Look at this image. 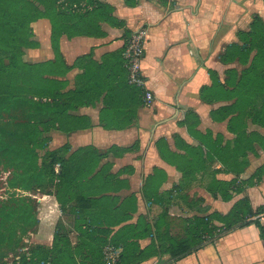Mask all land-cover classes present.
<instances>
[{
	"label": "crops",
	"instance_id": "obj_1",
	"mask_svg": "<svg viewBox=\"0 0 264 264\" xmlns=\"http://www.w3.org/2000/svg\"><path fill=\"white\" fill-rule=\"evenodd\" d=\"M81 6L34 22L25 54L54 94L43 98L58 109L43 117L55 118L46 149L65 172L58 195L41 194L38 233L73 219L70 264H101L106 245L123 264H264V115L254 85L239 84L255 53L240 48L254 18L264 25V0ZM140 28L149 105L123 56ZM86 229L104 244L79 242Z\"/></svg>",
	"mask_w": 264,
	"mask_h": 264
},
{
	"label": "trees",
	"instance_id": "obj_2",
	"mask_svg": "<svg viewBox=\"0 0 264 264\" xmlns=\"http://www.w3.org/2000/svg\"><path fill=\"white\" fill-rule=\"evenodd\" d=\"M0 0V41L5 44L3 50L12 52L18 49L21 44L32 45L31 37H28L30 31L28 25L37 19L47 15V12H53L58 15H64L66 11L72 15V7H64L58 4L56 0H51L50 8L44 11H34L25 9H14L12 13H8ZM70 3L80 5L81 0H69ZM90 0H86L85 4ZM52 20L51 44L56 55L55 60H59L57 45V30L55 29V21ZM264 25L260 17L254 18L252 28L246 33L247 43L241 45V52H251L255 50L251 63L242 71L239 84L241 87L254 86L250 89L251 93H255L257 101L261 104L256 107L258 115H264ZM250 38H249V37ZM9 61L3 62L0 58V67L6 70H17L20 66V58L17 54H9ZM27 80L34 86L32 90L24 89L11 90L10 76L4 77L0 75V173H7L4 184L8 189L14 191L22 190L23 192L33 191L34 189L42 190L47 187H57L65 178L63 168L55 171V164L63 165L64 160L58 150H47L43 156H39L38 150L46 146L47 137L45 131L48 121L55 118H43L48 114L57 113L55 106H49L47 99L54 96L49 87H41L46 85V80L42 78L40 63H26ZM24 82V81H23ZM43 90V91H42ZM248 92V90H246ZM44 98V99H43ZM24 108L23 117L17 115L18 108ZM23 196L18 198L21 203L9 201L3 202L0 206V248L5 244L14 249L19 239H14L15 229L24 225L25 227H33L37 224V218L34 215L35 206L25 202ZM23 227L22 232L27 229ZM93 236V234H89ZM103 251V250H102ZM65 250L62 252L64 253ZM97 253V252H95ZM49 250L42 245H37L31 250V259L34 264H38L40 260L47 259ZM122 252L119 256L117 264H123ZM102 263L103 253L101 252ZM136 260V259H135ZM59 262V261H58ZM60 263V262H59Z\"/></svg>",
	"mask_w": 264,
	"mask_h": 264
},
{
	"label": "rangeland",
	"instance_id": "obj_3",
	"mask_svg": "<svg viewBox=\"0 0 264 264\" xmlns=\"http://www.w3.org/2000/svg\"><path fill=\"white\" fill-rule=\"evenodd\" d=\"M81 1L82 2L80 3V5H76L75 3H70L69 0H56L58 4H62L64 7H72L79 9L82 8L81 4L85 2V0ZM50 4L51 0H3L1 5H3V8L8 13H12L14 9L17 8H29V10L34 11H44L46 8H50ZM40 18L41 17H38L28 25V29L30 31L28 37H31V41L33 42L32 45L30 44L26 46L24 44H21L18 49H15L12 52H6L3 50L5 44L0 41V58L3 60V62L7 63L10 59L9 54L12 53L17 54L21 61L20 66L17 70L15 69L11 71L0 67V75L4 77L10 76V89L13 91L17 89H24V91L26 92L27 90H32V87L34 86L30 81L27 80V67L25 64L31 62L26 61L25 54L26 49L34 46L35 40L33 39V37L36 35V29L34 30V22L39 24ZM41 87H44V85L41 84ZM16 112L18 116L23 117L24 108L20 107L17 109ZM46 148L47 145L42 149L38 150L39 156H43L46 153V151L48 150ZM61 157L63 159V156ZM5 176L6 174L0 173V206L3 202L6 201H9V203L11 204H13V202L21 203L22 201H18L17 199L20 198L22 195L23 198H25L24 200H26L25 202H28L31 205L34 204V215L37 218V224L33 227H25L24 225H20L15 229V236L13 240L19 239L18 245L14 249H12L11 246H8L6 244L2 248H0V264H34L35 261L31 259V250L34 249L37 245H42L49 250L47 259L40 260L38 264H70L69 260L71 259V255L67 250V247L72 242V235L68 224L73 223V219L68 218L66 220V223H63L61 217L53 219L51 221L52 227L50 234H47V232L38 233V226L43 221L41 219V194L53 193L58 195V192L60 190V188L58 187L59 185L57 187H47L42 190L34 189L33 191L23 192L22 190L17 189L16 191H14V189H8L4 184ZM58 200L60 204H57V209L59 211L60 209L67 210L65 202H60L62 200L59 197ZM69 208L72 209V206ZM84 223L85 221H77L76 227L83 228L84 226H86V223ZM23 227L27 229L25 233L22 232ZM87 232L88 231L86 229V232L84 234L78 235L79 242L84 244L85 242L87 243L89 242L88 240H90L95 242L96 244H104L105 240L94 236V234L93 236H90ZM49 236L52 237L50 243H48ZM64 250L65 252L62 253Z\"/></svg>",
	"mask_w": 264,
	"mask_h": 264
},
{
	"label": "built area",
	"instance_id": "obj_4",
	"mask_svg": "<svg viewBox=\"0 0 264 264\" xmlns=\"http://www.w3.org/2000/svg\"><path fill=\"white\" fill-rule=\"evenodd\" d=\"M145 53V30L137 29L130 33L124 47V60L127 67V82L136 87L143 88L144 100L147 105L152 103L153 94L146 88L145 76L142 73L141 61ZM59 169V163L55 164V171ZM7 174V173H5ZM103 260L105 264H117L121 248L112 245H106L103 249Z\"/></svg>",
	"mask_w": 264,
	"mask_h": 264
}]
</instances>
